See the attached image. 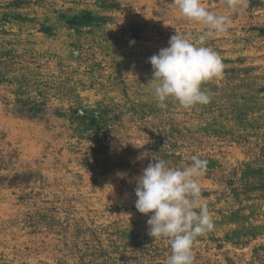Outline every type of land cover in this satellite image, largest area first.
I'll return each instance as SVG.
<instances>
[{
	"label": "rangeland",
	"instance_id": "obj_1",
	"mask_svg": "<svg viewBox=\"0 0 264 264\" xmlns=\"http://www.w3.org/2000/svg\"><path fill=\"white\" fill-rule=\"evenodd\" d=\"M202 3L232 24L205 42L224 64L210 103L186 110L149 84V58L202 31L173 0H0V264H165L135 207L145 151L207 161L195 264H264V0Z\"/></svg>",
	"mask_w": 264,
	"mask_h": 264
},
{
	"label": "clouds",
	"instance_id": "obj_2",
	"mask_svg": "<svg viewBox=\"0 0 264 264\" xmlns=\"http://www.w3.org/2000/svg\"><path fill=\"white\" fill-rule=\"evenodd\" d=\"M173 5L189 24L199 26L202 31L195 43L176 32L168 47L151 56L149 63L153 72L149 84L153 86L159 108H167L166 102L172 100L187 110L211 101L202 86L222 78L224 64L220 55L205 46V42L225 34L232 19L227 12L210 11L202 0H173ZM225 5L229 11H238L247 7V0H225ZM148 157L155 162L149 163L136 178L135 207L139 213L149 216L148 235L154 240H168L171 253L165 264H195V240L214 229L198 183L206 171L207 161L192 155L190 165L173 168L147 151L137 160ZM117 175L124 178L127 174L118 172Z\"/></svg>",
	"mask_w": 264,
	"mask_h": 264
},
{
	"label": "trees",
	"instance_id": "obj_3",
	"mask_svg": "<svg viewBox=\"0 0 264 264\" xmlns=\"http://www.w3.org/2000/svg\"><path fill=\"white\" fill-rule=\"evenodd\" d=\"M92 16L89 13H82L80 15H75L71 18H68V23L72 26H81L88 25L92 22Z\"/></svg>",
	"mask_w": 264,
	"mask_h": 264
}]
</instances>
